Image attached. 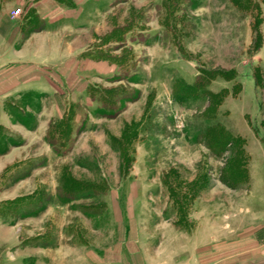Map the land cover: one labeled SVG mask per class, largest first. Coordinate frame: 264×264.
I'll return each instance as SVG.
<instances>
[{"label":"rangeland","instance_id":"374dc122","mask_svg":"<svg viewBox=\"0 0 264 264\" xmlns=\"http://www.w3.org/2000/svg\"><path fill=\"white\" fill-rule=\"evenodd\" d=\"M36 1L0 0V264H191L207 228L254 233L264 0ZM70 25L99 41L21 91L24 40Z\"/></svg>","mask_w":264,"mask_h":264},{"label":"crops","instance_id":"0c3cea01","mask_svg":"<svg viewBox=\"0 0 264 264\" xmlns=\"http://www.w3.org/2000/svg\"><path fill=\"white\" fill-rule=\"evenodd\" d=\"M80 2L81 0L76 1V3ZM94 2H96V0ZM46 4H48V0H37L36 3L32 2V6L36 9L37 14H46L40 16L42 19L47 18L48 14L51 13L50 11H47L50 5ZM60 6L62 5L59 3L54 4V11L56 9L59 10ZM72 10L74 9H71V11H68L67 14H65L66 18H68L67 21L74 22L82 17H87L86 14H81V12L73 13ZM54 15L53 17L58 16L57 14ZM53 17H51V19L56 21ZM69 27L70 28H67L68 30H59L55 32L41 31L38 33H32L26 38V41L24 40L22 43V51H30L31 49L36 52L37 55L35 56V59L31 61L32 63L30 62L31 64L27 63L28 69L23 70L25 72L21 77L19 76L20 71L18 69L19 73H17L18 77L16 80H18V84H21V91L22 89L26 91L35 85L34 81H36V73L33 72V65L41 68H47L51 67L55 63V65L57 64L59 68H70L77 63L78 56L86 51V47H89L91 44L99 41V36L95 37L94 34H89L90 30L88 29L80 27L72 28V25ZM90 28L92 29L93 27L90 26ZM79 57L81 58V56ZM19 92L20 90L18 93ZM5 94L10 96L14 94V92L11 93L9 90L5 92L2 90L0 93V104L1 100H5ZM0 116L3 118L5 116L3 109H0ZM253 177L254 180H259L260 178V181L264 182V176ZM259 189L256 190V188H254V190L250 193L253 202L252 208H256V212H258L261 207L264 209V183L263 187L260 190ZM262 212L264 216V211ZM257 215L258 217L255 218V221H257H254L257 223V230L251 235L238 238L233 242L223 239L224 237H221L220 240L216 241L217 237L212 235V228H207L205 237L207 246L204 248L203 252L198 253L195 250L192 259L193 263L191 264H264V233L262 234V230H264V223H260L262 219L261 217L263 216H261L260 213ZM217 244H220V246L217 248L214 247ZM228 245L236 246L233 248ZM214 248L216 249L214 250Z\"/></svg>","mask_w":264,"mask_h":264},{"label":"trees","instance_id":"16d2710c","mask_svg":"<svg viewBox=\"0 0 264 264\" xmlns=\"http://www.w3.org/2000/svg\"><path fill=\"white\" fill-rule=\"evenodd\" d=\"M206 80H207V81H210V80H212V79H211V78L209 79V78L207 77ZM225 93H226V92H225ZM215 96H216V95H212V98L215 97ZM226 136H227V135H224L223 132H220V133H218V135H217V134H216V135L214 134V139H215V138H216V139L218 138L219 140H224V138H225Z\"/></svg>","mask_w":264,"mask_h":264},{"label":"built area","instance_id":"2783aa9c","mask_svg":"<svg viewBox=\"0 0 264 264\" xmlns=\"http://www.w3.org/2000/svg\"><path fill=\"white\" fill-rule=\"evenodd\" d=\"M16 13H19V12L17 11V12L14 13L15 15H18V14H16Z\"/></svg>","mask_w":264,"mask_h":264}]
</instances>
